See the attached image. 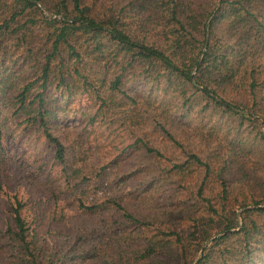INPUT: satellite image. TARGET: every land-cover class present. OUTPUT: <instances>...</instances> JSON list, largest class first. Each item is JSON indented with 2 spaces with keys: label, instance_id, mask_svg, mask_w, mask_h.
<instances>
[{
  "label": "trees",
  "instance_id": "trees-1",
  "mask_svg": "<svg viewBox=\"0 0 264 264\" xmlns=\"http://www.w3.org/2000/svg\"><path fill=\"white\" fill-rule=\"evenodd\" d=\"M70 1L68 9L65 0H55L62 20L46 18L34 27L17 17L32 6L40 11L35 1L0 0V108L25 129L40 130L60 162L64 148L52 134L57 109L78 100L87 124L115 107L134 112L132 124L148 126L183 153L157 164L155 173L177 184L192 175L177 192L176 207L187 219L206 221L182 233L172 217L136 219L106 199L84 209H111L121 218L117 226L133 223L131 232L123 228L119 237L59 255L40 251L14 200L6 229L11 257L0 264H86L85 258H103L101 264H264V207L257 206L262 197L241 178L227 177L240 159L233 143L243 158L261 151L222 133L229 151L212 152L210 163L208 154L189 151L175 136L189 115L199 124L192 131L210 136L221 118L233 123L228 130L245 120L255 123L254 114L264 112V0H129L98 18L79 0ZM149 103L158 110L143 117ZM135 141L156 160L163 157L146 138ZM210 181L217 191L205 194L213 188Z\"/></svg>",
  "mask_w": 264,
  "mask_h": 264
},
{
  "label": "rangeland",
  "instance_id": "rangeland-1",
  "mask_svg": "<svg viewBox=\"0 0 264 264\" xmlns=\"http://www.w3.org/2000/svg\"><path fill=\"white\" fill-rule=\"evenodd\" d=\"M33 1L46 12L57 14L54 12L58 8L55 0ZM65 1L68 9H71V1ZM79 1L96 18L108 14L115 4L126 6L129 2ZM71 16L72 14H67V17ZM46 18L48 17L32 6L24 9L17 20H32L35 27L42 21H47ZM21 75L22 72H19L17 77L22 79ZM142 109L147 110L142 111L143 117L158 110L154 103L144 105ZM56 112L59 118L52 134L63 145L64 162L55 159L52 146L41 135L40 130L34 127L25 129L17 119L9 118L6 109L0 108V261L6 262L11 257V242L7 238L6 229L9 225L12 226L10 208L14 200L21 204L19 214L29 225V230H32L30 233L40 251L59 255L67 251L73 253L80 246L86 248L92 244L99 245L109 237L115 238L123 228L131 232L133 225L130 224L133 223L117 226V220L121 218H117V214L111 209L95 212L84 209L106 199L118 201L136 219L172 217L171 224L182 233L189 232L192 227L198 229L199 223L206 221V216L200 222L198 218L197 221L194 218L187 219L176 207L177 192L188 186L192 175L177 184L159 179L155 173L157 164L164 166L167 161L181 159L184 157L183 153L168 140L152 132L148 126L142 128L132 124L134 112L115 107L93 124L86 123L87 117L78 100L69 109H57ZM263 113L258 111L254 114L255 123L245 120L239 127L229 126L231 128L228 130L226 127L233 123L223 122L224 118H221V126L216 132L210 133V136L204 131H192V128H196L195 124L199 125L194 121V115L182 118L183 122L175 128V136L183 141L185 148L199 154H208L210 163L215 160H210L212 152L222 155L229 151L221 140L222 133L232 142H238L235 139L239 137L242 143L259 149V154L245 153L243 158L238 145L233 143L232 148L235 147L236 156L240 159L235 158L236 162L231 166L227 177L241 178V182L251 184V190L262 197L257 204L261 207H264V160L261 162L259 155H264ZM137 136L144 140L146 138L148 145L158 149L163 157L156 160L145 152L139 142L135 141ZM211 182L213 181L208 186L213 188L206 189L205 194L216 193L217 184ZM178 196L182 197V192ZM239 210H235L237 219ZM122 220L126 221L124 218ZM209 232L213 233V230L210 229ZM102 261L103 258L84 259L86 264H101Z\"/></svg>",
  "mask_w": 264,
  "mask_h": 264
},
{
  "label": "built area",
  "instance_id": "built-area-1",
  "mask_svg": "<svg viewBox=\"0 0 264 264\" xmlns=\"http://www.w3.org/2000/svg\"><path fill=\"white\" fill-rule=\"evenodd\" d=\"M36 6L38 7V9L41 11V13L51 19H56V20H62L63 18L59 15V14H55V13H48L46 12L38 3H36Z\"/></svg>",
  "mask_w": 264,
  "mask_h": 264
}]
</instances>
